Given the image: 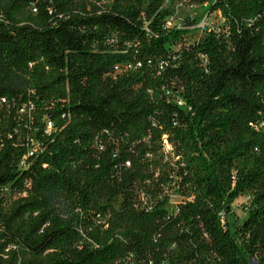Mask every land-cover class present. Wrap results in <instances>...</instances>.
<instances>
[{
    "label": "trees",
    "instance_id": "obj_1",
    "mask_svg": "<svg viewBox=\"0 0 264 264\" xmlns=\"http://www.w3.org/2000/svg\"><path fill=\"white\" fill-rule=\"evenodd\" d=\"M164 1L0 0V264H264V0Z\"/></svg>",
    "mask_w": 264,
    "mask_h": 264
},
{
    "label": "rangeland",
    "instance_id": "obj_2",
    "mask_svg": "<svg viewBox=\"0 0 264 264\" xmlns=\"http://www.w3.org/2000/svg\"><path fill=\"white\" fill-rule=\"evenodd\" d=\"M168 3L167 0L164 1V5ZM202 7L199 5H191L188 4L186 1L184 2H177L173 4V19L178 24L180 22L184 21H191L195 18H200V21L197 24H204L207 27L210 28H218L220 27L221 23V16L217 12H211L209 14L205 13L203 14V11L201 10ZM166 149L169 148V144H165ZM3 195L8 198L9 191L8 188H4L2 190ZM180 197L176 194H173V191L171 193V200L174 202L179 201ZM245 198L244 195H240L237 197L233 202L231 206V212L228 214V221L230 223H235L236 221H239L243 215V207L242 204L244 202ZM57 209L60 211V213H63V215L68 211L67 205L64 203L58 204Z\"/></svg>",
    "mask_w": 264,
    "mask_h": 264
},
{
    "label": "built area",
    "instance_id": "obj_3",
    "mask_svg": "<svg viewBox=\"0 0 264 264\" xmlns=\"http://www.w3.org/2000/svg\"><path fill=\"white\" fill-rule=\"evenodd\" d=\"M177 2H182L181 0H175V3H177ZM188 4H191V5H196V4H192V3H189V2H187ZM204 4V3H203ZM198 5V4H197ZM200 6V5H199ZM30 9L34 12V11H36V6L33 4V3H31L30 4ZM215 12H217L218 14H219V12L218 11H215ZM172 15L173 14H171V15H168L167 17H166V22H167V25H172V24H177V25H179L178 23H176L174 20L175 19H173V17H172ZM220 15V14H219ZM198 27H199V30H201V29H203L204 28V24H196ZM46 126H47V129H50V126H51V123H50V121H48V120H46ZM247 198H248V196H247Z\"/></svg>",
    "mask_w": 264,
    "mask_h": 264
},
{
    "label": "water",
    "instance_id": "obj_4",
    "mask_svg": "<svg viewBox=\"0 0 264 264\" xmlns=\"http://www.w3.org/2000/svg\"><path fill=\"white\" fill-rule=\"evenodd\" d=\"M249 264H259L255 259H250V263Z\"/></svg>",
    "mask_w": 264,
    "mask_h": 264
}]
</instances>
